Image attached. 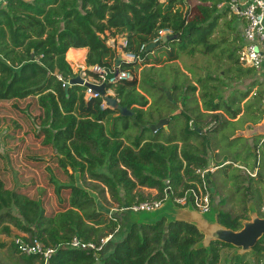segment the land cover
Wrapping results in <instances>:
<instances>
[{"label":"trees","instance_id":"obj_1","mask_svg":"<svg viewBox=\"0 0 264 264\" xmlns=\"http://www.w3.org/2000/svg\"><path fill=\"white\" fill-rule=\"evenodd\" d=\"M187 1L7 0L0 6V101L37 98L39 130L32 135L49 158L33 160L49 164L53 189L48 212L42 193L30 196L8 188L0 175V233L10 236L14 228L25 242L55 247L45 263L40 255L21 253L13 239L16 264H219L221 251L235 247L217 239L204 245L205 234L196 223L163 211L151 221L130 217L124 225L116 213L106 218L88 189L107 192L119 208L161 198L167 180L182 196L200 183L198 169L227 160L253 167L258 148L262 157L256 179L238 168L226 178L237 191L255 194L264 217L263 135L253 134L251 143L244 134L264 123V84L255 69L239 60L237 17L228 6L219 7L228 0H194V11ZM118 36L125 38L121 50L136 55L135 60L117 64L119 51L108 40ZM86 48L87 66L108 70V77L116 69L132 75L105 89L114 90L113 97L133 116L107 107L105 95L87 97L86 85L68 83L76 75L67 59H84ZM195 53L206 57L208 75L191 80L195 70L183 72L177 61ZM247 79L245 89L224 97L230 82ZM162 118H169L167 127L153 131ZM255 181L262 187H254ZM142 188L158 193L151 197ZM247 220L246 206L242 213L216 211V222L228 229L237 231ZM109 234L112 238L98 252L69 245L75 236L99 243ZM251 253L264 254V236L251 251L235 257V264H244V255Z\"/></svg>","mask_w":264,"mask_h":264},{"label":"rangeland","instance_id":"obj_2","mask_svg":"<svg viewBox=\"0 0 264 264\" xmlns=\"http://www.w3.org/2000/svg\"><path fill=\"white\" fill-rule=\"evenodd\" d=\"M187 2H190V8H192L191 10L194 11L196 2L194 0H188ZM221 24L222 23H220L219 27ZM241 24L242 21L239 18H236L234 26L236 27L238 33ZM242 41L243 40L241 39V42ZM124 42L125 38L121 36L108 40V44L116 47L121 56L123 54L121 47L123 46ZM85 58L86 51L84 59L82 58V60L79 59L77 62H72L67 59L76 76H84L83 73L85 72H96L86 65ZM205 59L206 57L201 53L183 54L179 57L177 64L178 67L183 69V72H186V68L194 69L196 74H192L190 77V79L193 80L195 79L196 75L203 73L208 75V71L206 70L207 63ZM142 68L143 67H141V69ZM214 68L212 69L211 67V71L213 75H216L217 71H215ZM255 77L264 84V73H257ZM87 78L91 79V76L87 74ZM249 82L250 81L248 79L245 80V82H230L229 90L224 94V97L227 98L229 95H231L232 90L236 88L245 89ZM108 92L110 95H114V90L110 89ZM40 112L41 111L38 107L36 97H29L21 100L0 101V175L8 188H18L21 193H26L30 196H37L38 194L42 193L45 207L49 212L52 210V206L50 204V195L53 197L52 186L48 184V177L49 174H51V167L49 164H46L47 162L38 164L35 160H33V157L37 156H43L46 158V160L49 158L48 152L34 140L32 135V132L39 130L38 117L41 114ZM177 112H180V110ZM141 129L142 127L131 129V135H135V133L139 132ZM244 134L248 136L250 138V142L253 143L254 139L250 136L253 134L264 135V123L260 126H253L249 128ZM260 154L262 157L261 148ZM212 163H215V160L212 161ZM40 165L41 169L39 168ZM233 169L234 167L232 165L225 166L223 168H219L211 175L210 178L213 181L216 189L212 195V210L210 213L205 214L206 217L200 216L199 218L196 213L197 211L193 210L192 207L184 208L190 212L191 217H196L201 222L204 220V223L207 224L208 228L212 229L215 227L213 226V223L216 222V211L218 208L233 213H242L243 207L246 206L248 207V216L250 220H252V215L254 213L259 215L258 205L254 199L255 194L249 192V190L245 188L237 191V189L233 186L234 183L226 178V175L229 174ZM238 172L245 175L241 170ZM246 185L247 184H244L243 186L247 188ZM253 186L256 188L262 187V183L255 181ZM42 187L45 189L44 192ZM94 188L95 187L90 186L88 190L94 197L99 211L102 212L106 218H112L116 215L119 216V218L123 219L122 222L124 225L127 224V222L130 223V217L132 219L135 217L137 220L145 219L147 221H151L154 219V216L164 211V213L169 217L176 218L175 214H179L181 210H183L181 207L169 205L162 211H156L149 214L140 213L139 215H135L130 212L127 215H121L116 211L115 215V213L111 214L110 212L119 207L110 201V195L107 192L101 194L98 188ZM141 190L151 197L156 196L158 193L156 189L142 188ZM52 204L56 206L55 198H53ZM168 204L170 203H166V205ZM260 210L262 212L264 209L261 208ZM18 235L22 234L14 228L10 236L0 233V264H16L17 257H15L11 252V243L13 239L16 242V240L19 238L17 237ZM234 250L239 251V249L236 247L233 249H225L219 264H235L234 256L236 253H234ZM243 262L244 264H264V254L260 255L258 253H251L244 255Z\"/></svg>","mask_w":264,"mask_h":264},{"label":"built area","instance_id":"obj_3","mask_svg":"<svg viewBox=\"0 0 264 264\" xmlns=\"http://www.w3.org/2000/svg\"><path fill=\"white\" fill-rule=\"evenodd\" d=\"M6 2L7 0H0V6L6 4ZM225 6H228L230 12L242 21V24L239 27V33L243 40L242 46L239 50L240 62L244 66L255 69L258 73H264V0H228L227 2L219 4L220 8ZM166 32L167 31H164L161 34L163 35V33ZM124 45L125 42L123 46ZM122 57L123 60L127 62H131L137 58L136 55L126 52H123ZM90 68L96 71L95 73L98 74V77L89 75L87 72L83 73L84 76L79 75L84 79L83 85H85V82L96 85H106L114 84L120 80L132 79V75L129 72L122 71L120 69H116L115 73L111 77H108V70L98 66H91ZM87 74L91 76V79L87 78ZM68 83L70 84V81ZM97 95L99 94L94 93L93 89L90 86H87V97ZM262 142H264V135L261 139V143ZM254 164L255 165L253 168H250L240 162H234L230 160H227L220 165L211 164L207 168L198 169L196 171L201 180L200 183L197 184L196 187L190 188L182 196H176L174 194V191L170 185V181L167 180L163 191V196L161 198L135 202L131 205H128V208L123 206L112 210L110 213L114 214L116 211L119 212V214L125 211H130L135 214L152 213L163 207L166 203H172L173 205L184 208L192 207L193 210L202 214L210 213L213 207V198L210 185L207 182V176H209V173H214L219 168L232 165L234 168H238L243 173L255 179L258 177L261 166L260 148L256 150V159ZM112 236V234L105 236L100 240L99 243L93 241L87 242L75 236L70 241L69 245L74 248L98 252L104 248ZM16 243L18 244L21 253L26 255H40L45 260V263H47L49 258L55 252V247L44 246L37 240L25 242L18 238Z\"/></svg>","mask_w":264,"mask_h":264},{"label":"water","instance_id":"obj_4","mask_svg":"<svg viewBox=\"0 0 264 264\" xmlns=\"http://www.w3.org/2000/svg\"><path fill=\"white\" fill-rule=\"evenodd\" d=\"M156 45H159L156 44ZM155 46V44H151L147 47L148 50L152 49ZM123 60V57L119 55L117 59V64H119L120 61ZM70 84H84V79L81 78L80 76H76L75 78H72L70 80ZM85 85L90 86L94 93H98L99 95H105V102L107 107L110 108H118L121 111V114L124 116L131 117L133 116L134 112L129 109L126 106H122L119 104L118 99H116L113 96L108 95L105 89V84L102 85H96L92 83L85 82ZM169 98H171L170 94L167 93ZM169 118H162L160 119L156 124H153L151 126V129L153 131H156L157 129L165 126L167 127ZM207 182L210 185L211 192H215V187L211 181L210 176H207ZM169 205H173L172 203L168 205H164L160 209L167 208ZM174 206V205H173ZM125 207L128 208V204H125ZM156 211H159L156 210ZM155 211V212H156ZM197 215L201 217H206L205 214L196 212ZM208 214V213H207ZM176 218H185L188 221H191L193 223H196L200 230L205 234L204 240L202 243L204 245H207L211 240L217 239L220 240L226 244H231L234 247L239 249L240 254H244L247 251H251V249L258 243V241L264 236V217H260L258 214H253L252 215V220H247L243 222V227L237 231L228 229L225 227L220 226L217 222L213 223L215 226L214 228H208L207 224L201 222L198 220L196 217H191L190 212L188 210H181L179 214H175ZM208 235V236H207ZM207 237V238H206Z\"/></svg>","mask_w":264,"mask_h":264},{"label":"crops","instance_id":"obj_5","mask_svg":"<svg viewBox=\"0 0 264 264\" xmlns=\"http://www.w3.org/2000/svg\"><path fill=\"white\" fill-rule=\"evenodd\" d=\"M162 1H164V0H162ZM70 49H75V48H70ZM87 51H88V50H87V48H86V55H87ZM85 59H86V58H85ZM255 159H256V158H255ZM255 159H254V160H255ZM242 164H244V163H242ZM245 165H246V164H245ZM247 166H248V165H247ZM248 167H249V166H248ZM260 169H261V167H260ZM259 171H260V170H259ZM258 176H259V173H258ZM255 179H256V178H255ZM143 189H146V188H143ZM225 249H233V248H224V249L221 251V256H222V254L224 253V250H225ZM234 253H236L235 256H234V259H235V257H237V256H241V255H243V254H240L238 250H237V251L234 250ZM220 261H221V259H220Z\"/></svg>","mask_w":264,"mask_h":264}]
</instances>
